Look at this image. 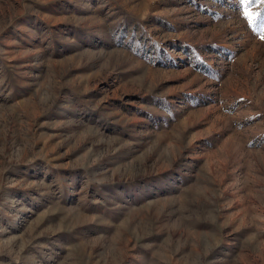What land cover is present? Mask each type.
I'll list each match as a JSON object with an SVG mask.
<instances>
[{"label":"rangeland","instance_id":"1","mask_svg":"<svg viewBox=\"0 0 264 264\" xmlns=\"http://www.w3.org/2000/svg\"><path fill=\"white\" fill-rule=\"evenodd\" d=\"M262 37L264 0H0V264H264Z\"/></svg>","mask_w":264,"mask_h":264},{"label":"snow or ice","instance_id":"2","mask_svg":"<svg viewBox=\"0 0 264 264\" xmlns=\"http://www.w3.org/2000/svg\"><path fill=\"white\" fill-rule=\"evenodd\" d=\"M247 14V13H246ZM262 38H264V37H262Z\"/></svg>","mask_w":264,"mask_h":264}]
</instances>
